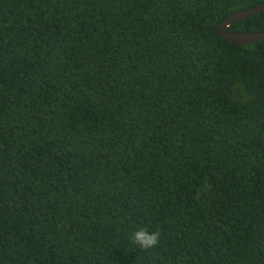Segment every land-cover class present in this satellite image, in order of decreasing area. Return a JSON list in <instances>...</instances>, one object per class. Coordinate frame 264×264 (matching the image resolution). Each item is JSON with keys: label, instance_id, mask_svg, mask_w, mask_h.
Here are the masks:
<instances>
[{"label": "trees", "instance_id": "1", "mask_svg": "<svg viewBox=\"0 0 264 264\" xmlns=\"http://www.w3.org/2000/svg\"><path fill=\"white\" fill-rule=\"evenodd\" d=\"M261 3L0 0V264H264Z\"/></svg>", "mask_w": 264, "mask_h": 264}, {"label": "water", "instance_id": "2", "mask_svg": "<svg viewBox=\"0 0 264 264\" xmlns=\"http://www.w3.org/2000/svg\"><path fill=\"white\" fill-rule=\"evenodd\" d=\"M264 10V3L253 5L247 8H242L232 12L217 28V33L220 37L232 43L254 44L264 41V31H231L229 27L234 21L246 18L251 14H255Z\"/></svg>", "mask_w": 264, "mask_h": 264}, {"label": "clouds", "instance_id": "3", "mask_svg": "<svg viewBox=\"0 0 264 264\" xmlns=\"http://www.w3.org/2000/svg\"><path fill=\"white\" fill-rule=\"evenodd\" d=\"M160 236L159 230L150 231L147 227H139L132 233L131 243L139 249L150 250L159 245Z\"/></svg>", "mask_w": 264, "mask_h": 264}]
</instances>
